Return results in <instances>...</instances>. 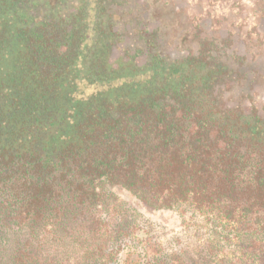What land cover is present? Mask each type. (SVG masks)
Returning a JSON list of instances; mask_svg holds the SVG:
<instances>
[{
	"label": "trees",
	"instance_id": "16d2710c",
	"mask_svg": "<svg viewBox=\"0 0 264 264\" xmlns=\"http://www.w3.org/2000/svg\"><path fill=\"white\" fill-rule=\"evenodd\" d=\"M42 1L0 0V264H119L125 245L98 241L101 183L216 210L258 237L264 264V106L225 100L215 55L221 32L264 56V2L246 32L183 9L185 56L140 62L111 58L120 2Z\"/></svg>",
	"mask_w": 264,
	"mask_h": 264
},
{
	"label": "rangeland",
	"instance_id": "374dc122",
	"mask_svg": "<svg viewBox=\"0 0 264 264\" xmlns=\"http://www.w3.org/2000/svg\"><path fill=\"white\" fill-rule=\"evenodd\" d=\"M169 1L179 4L189 17L202 14V17L211 16L213 20H222L223 27L225 24L229 26L230 19L234 20V26L244 32L253 27L258 28L251 6L253 2H264ZM88 6L91 12L93 3ZM258 23L264 32V20L262 23L258 20ZM100 186L107 194L104 208L99 212L106 232L98 241L104 243L106 251H114L118 242L125 245L118 255L119 264H143L144 261L148 263L155 259L175 264H258V237L250 230L237 231L220 221L216 210L197 211L190 204L155 209L124 189L104 183ZM3 223L0 212V228ZM75 255L77 257V253Z\"/></svg>",
	"mask_w": 264,
	"mask_h": 264
},
{
	"label": "flooded vegetation",
	"instance_id": "af4514ba",
	"mask_svg": "<svg viewBox=\"0 0 264 264\" xmlns=\"http://www.w3.org/2000/svg\"><path fill=\"white\" fill-rule=\"evenodd\" d=\"M80 0H59V2H79ZM107 1V0H105ZM42 2H54L43 0ZM120 2L114 7L113 19L115 32L112 40V60L116 56L125 61L132 53L141 61L155 53L167 54L172 61L184 57L188 51L189 38L185 26L183 11L176 2L169 0H109ZM112 7V5H111ZM170 25V26H169ZM221 34V35H220ZM218 34L215 40L218 49L216 58L221 65L226 64L227 75L222 80L221 90L225 100L241 103L248 108L264 106V56L255 47L248 48L241 43L232 45L227 38L221 40ZM185 37H189L188 40Z\"/></svg>",
	"mask_w": 264,
	"mask_h": 264
}]
</instances>
